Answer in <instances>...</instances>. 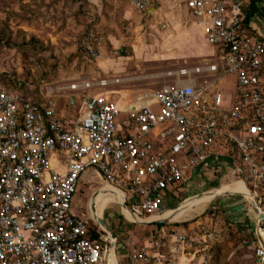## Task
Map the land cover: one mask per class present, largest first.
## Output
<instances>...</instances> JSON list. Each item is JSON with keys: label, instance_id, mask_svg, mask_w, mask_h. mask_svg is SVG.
Masks as SVG:
<instances>
[{"label": "built area", "instance_id": "built-area-1", "mask_svg": "<svg viewBox=\"0 0 264 264\" xmlns=\"http://www.w3.org/2000/svg\"><path fill=\"white\" fill-rule=\"evenodd\" d=\"M176 1L202 26L215 54L167 72L174 83L155 93L122 106L106 88L123 78L58 87L82 101L80 116L68 122L53 94L34 100L20 93V79L0 83V264H182L184 257L191 264L202 251L206 262L221 238L217 229L201 235L157 228L141 240L111 226L113 238L92 209L91 224L76 201L87 169L124 194L119 205L130 224L143 225L125 211L144 219L164 214L170 197L180 198L220 160L237 164L238 180L255 195L264 189V33L244 29L250 0ZM129 4L148 12L152 0ZM105 43L104 32L91 25L80 53L97 60ZM223 88L232 90L230 106ZM252 225L257 262L264 264V220Z\"/></svg>", "mask_w": 264, "mask_h": 264}, {"label": "rangeland", "instance_id": "rangeland-1", "mask_svg": "<svg viewBox=\"0 0 264 264\" xmlns=\"http://www.w3.org/2000/svg\"><path fill=\"white\" fill-rule=\"evenodd\" d=\"M128 2L0 0V83L16 85L20 79V93L42 101L41 94H46L50 88L96 77H119L124 80L106 90L112 101L127 106L144 93H155L163 85L174 83L175 78L166 75L167 72L197 65L214 56L209 45L204 48L212 50L209 54H200L193 48V45L202 47L206 38L203 28L180 2L156 0L157 11L152 15L134 9ZM262 5L261 18L264 19V1ZM91 25L101 28L106 38L97 60L86 59L80 53V40ZM70 94L74 91L55 90L53 98L60 115L73 122L80 116L82 101L70 105ZM223 94L228 103L232 90L223 88ZM151 108L159 111L157 104ZM238 168L237 164L230 167L220 160L216 169L197 176L188 191L181 192L180 198L170 197L165 213L222 185L241 181L238 179L243 174ZM105 186V180L97 171L83 172L76 201L79 213H84L88 220H91L96 198L106 189L114 191L111 186ZM251 194L256 209L260 205L264 210V189L256 197ZM102 217L117 233L124 228L138 238L157 229L154 224L128 223L117 202L107 203ZM258 217L248 195L228 191L216 195L200 208L195 205L173 215L164 228L168 233L186 230L201 235L207 228L220 231L221 238L208 252L206 262L202 251L191 264H258L252 231Z\"/></svg>", "mask_w": 264, "mask_h": 264}, {"label": "bare ground", "instance_id": "bare-ground-1", "mask_svg": "<svg viewBox=\"0 0 264 264\" xmlns=\"http://www.w3.org/2000/svg\"><path fill=\"white\" fill-rule=\"evenodd\" d=\"M245 184L246 183L243 180H241V181H237L231 185H229V184L228 185L227 184L222 185L212 192H209V193H206V194H203V195L197 197L196 200H194V201L192 200L193 202L184 203L180 207H178L177 209L170 211V212H167L164 215H160V216L157 215V216H153V217L144 219V218H136L135 216H133L129 212H127V211H125V212H126V215L129 217V219L135 220L137 222H150L152 220H157V219H161V218L170 219L173 215L178 214V213H180L186 209H189L192 206L196 205V206H199V208H200V206L204 205L206 202L211 201L216 195H220V194L226 193L228 191H235V192H240L242 194H246L249 196V198L251 200V207H252L253 211H255L256 214H258V216L260 217L261 212L259 209H256V207L253 203L254 199H253V196H251L252 191L249 189L247 184L246 185ZM112 188H114V187H112ZM246 188H248L250 193L248 192V190ZM118 193H120V194H118ZM253 195L255 196L254 193H253ZM123 200H124V194L120 190H118L116 188H114V191L106 189L101 195H99L96 198L94 204L92 205V215L96 218H101L103 216V207L107 203L117 202V204H120Z\"/></svg>", "mask_w": 264, "mask_h": 264}, {"label": "crops", "instance_id": "crops-1", "mask_svg": "<svg viewBox=\"0 0 264 264\" xmlns=\"http://www.w3.org/2000/svg\"><path fill=\"white\" fill-rule=\"evenodd\" d=\"M155 1L156 0H152V7H151V9L150 10H152L153 8H155V10L153 9V12H155V11H157V7L155 6ZM129 3V2H128ZM182 4V3H181ZM184 5V4H183ZM185 6V5H184ZM185 8H186V10H188V12H190L189 11V9L185 6ZM153 12L151 13V15L153 14ZM145 14H148V12H144ZM191 14V13H190ZM149 15V14H148ZM194 17V16H193ZM195 19V18H194ZM195 21H196V23L198 24V25H200L198 22H197V20L195 19ZM253 27H255V29H257V30H259L260 32H262V33H264V19L263 18H261V15L260 16H258V17H256L255 18V21H254V23H253ZM191 26H192V24H191ZM190 26V27H191ZM201 26V25H200ZM97 27V29H99V30H101V31H103L101 28H99L98 26H96ZM202 27V26H201ZM188 31H189V29L187 30V32H186V34H188ZM204 35H205V33H204ZM205 38H206V36H205ZM208 45L211 47V48H213V51H214V54H215V48L213 47V46H211L209 43H208V41H207V39L204 41V42H202V47L200 46L199 48H196L195 47V45H193V48H195V50L196 51H198V53H200V54H209L211 51H207V50H205L204 48H206V47H208ZM100 50H101V48H100ZM194 50V49H193ZM193 50L191 51V52H193ZM194 50V51H195ZM213 54V55H214ZM214 57V56H213ZM212 57V58H213ZM207 59H210V58H207ZM206 60V59H205ZM104 68H106L105 67V63H104ZM96 78H99V77H96ZM90 80V79H89ZM82 81H84V80H82ZM79 82V81H78ZM81 82V81H80ZM55 90H57V88H50L49 90H48V92L45 94H41L42 95V97H44V96H47V95H49V94H54V92H55ZM73 91V90H72ZM109 92V91H108ZM76 94V92L74 91V94H70L69 95V98H70V105L75 101V100H73L72 101V96L73 95H75ZM75 98H76V95H75ZM134 101V100H133ZM132 101V102H133ZM71 108V107H70ZM182 262H187V264H190V262L184 257L183 259H182ZM183 264V263H182Z\"/></svg>", "mask_w": 264, "mask_h": 264}, {"label": "trees", "instance_id": "trees-1", "mask_svg": "<svg viewBox=\"0 0 264 264\" xmlns=\"http://www.w3.org/2000/svg\"><path fill=\"white\" fill-rule=\"evenodd\" d=\"M264 0H250L248 5L245 7V17H244V29L247 33L250 35L255 34V31L253 30V23L255 21V18L261 15L262 11V4ZM90 223L92 224L93 221L89 220ZM167 224L165 223H160V224H154L153 226H156L158 229L164 228ZM150 231L145 232L144 236L141 237V240H144L148 237ZM256 240V238H255ZM257 245V241H256Z\"/></svg>", "mask_w": 264, "mask_h": 264}, {"label": "water", "instance_id": "water-1", "mask_svg": "<svg viewBox=\"0 0 264 264\" xmlns=\"http://www.w3.org/2000/svg\"><path fill=\"white\" fill-rule=\"evenodd\" d=\"M155 10V8H153ZM152 10L148 11V14L151 15V13L153 12ZM75 100V95L72 96V101ZM180 207V206H179ZM259 210L261 212V215L259 217V220H264V210L261 208V206L259 205ZM94 217V216H93ZM94 219L108 232L111 233V235L113 236V238L116 237V233L113 230V228L111 227V225L107 222V220L104 217L101 218H96L94 217ZM170 220L167 218H161V219H157V220H153L150 222H142L144 225H148V224H160V223H168Z\"/></svg>", "mask_w": 264, "mask_h": 264}]
</instances>
